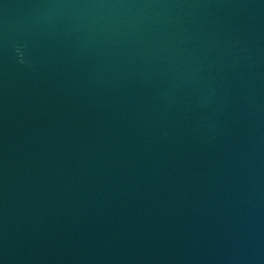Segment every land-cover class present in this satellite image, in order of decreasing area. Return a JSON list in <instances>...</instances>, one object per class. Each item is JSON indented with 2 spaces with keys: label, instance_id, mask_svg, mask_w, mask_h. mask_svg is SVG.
I'll return each mask as SVG.
<instances>
[{
  "label": "water",
  "instance_id": "obj_1",
  "mask_svg": "<svg viewBox=\"0 0 264 264\" xmlns=\"http://www.w3.org/2000/svg\"><path fill=\"white\" fill-rule=\"evenodd\" d=\"M0 264H264V0H0Z\"/></svg>",
  "mask_w": 264,
  "mask_h": 264
}]
</instances>
